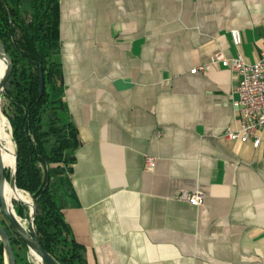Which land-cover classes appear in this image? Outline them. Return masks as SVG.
I'll use <instances>...</instances> for the list:
<instances>
[{
    "label": "crops",
    "instance_id": "1",
    "mask_svg": "<svg viewBox=\"0 0 264 264\" xmlns=\"http://www.w3.org/2000/svg\"><path fill=\"white\" fill-rule=\"evenodd\" d=\"M262 36L264 0H59L78 142L62 216L86 264H264V131L257 149L224 139L240 78L190 73L217 55L256 63Z\"/></svg>",
    "mask_w": 264,
    "mask_h": 264
},
{
    "label": "trees",
    "instance_id": "2",
    "mask_svg": "<svg viewBox=\"0 0 264 264\" xmlns=\"http://www.w3.org/2000/svg\"><path fill=\"white\" fill-rule=\"evenodd\" d=\"M58 3L59 0H0V43L12 63L1 95L8 104L9 113L4 115L17 155L15 186L34 204L33 228L42 249L58 264H86L83 249L70 238L62 216L66 200L60 177L71 172L78 142L77 130L66 119L63 104ZM13 162L5 166L7 181ZM13 207L21 221L29 219L26 202H13ZM0 223L12 248L27 249L11 227Z\"/></svg>",
    "mask_w": 264,
    "mask_h": 264
},
{
    "label": "built area",
    "instance_id": "3",
    "mask_svg": "<svg viewBox=\"0 0 264 264\" xmlns=\"http://www.w3.org/2000/svg\"><path fill=\"white\" fill-rule=\"evenodd\" d=\"M234 47L241 44L238 31L230 34ZM219 64L235 73L239 78V84L235 88L238 99L234 107L238 113V129H227L223 133L224 139L231 142L250 143L254 149L260 144V133L264 131V36H262V49L259 59L254 64H246L240 56L225 59L220 55L214 56L208 66H199L191 70V74L205 72L212 65ZM146 168L153 166V159L146 158ZM179 201L193 207H199L203 203V196L198 193L181 192L177 195Z\"/></svg>",
    "mask_w": 264,
    "mask_h": 264
},
{
    "label": "water",
    "instance_id": "4",
    "mask_svg": "<svg viewBox=\"0 0 264 264\" xmlns=\"http://www.w3.org/2000/svg\"><path fill=\"white\" fill-rule=\"evenodd\" d=\"M0 51L3 53L5 62H6V70L3 76L0 79V93L3 91L5 84L7 83L9 76L11 74L12 70V63L11 60L9 59L8 55L6 54L3 45L0 43ZM43 93V78L40 73L39 76V96H41ZM15 158V163H14V170L13 173L10 175L9 178V183L15 186V174L17 170V155L15 153L14 155ZM7 168L2 165V162L0 160V213L2 214L3 217L6 218L9 226L11 229L15 232V234L20 238V240L25 244L29 254L31 252L35 253L38 255V257L41 260L42 264H58L47 252H45L36 235L34 232L33 228V219H34V214H35V209H34V204L31 202L30 204V210H29V224L27 227V230H25L19 221H17V217L14 214V210L12 209V214H9L7 211V208L5 207V200L3 198V185L6 181L5 176H4V171ZM48 184V178L46 179V185ZM17 189V188H16ZM0 242L3 246V251H4V256L6 259L7 264H16L15 257L13 254V248L12 245L9 241L7 232L5 231V228L3 225L0 223Z\"/></svg>",
    "mask_w": 264,
    "mask_h": 264
},
{
    "label": "bare ground",
    "instance_id": "5",
    "mask_svg": "<svg viewBox=\"0 0 264 264\" xmlns=\"http://www.w3.org/2000/svg\"><path fill=\"white\" fill-rule=\"evenodd\" d=\"M5 70H6V62H5L3 53L0 51V79L3 76V74L5 73ZM0 149L2 151V156H1L0 160H1L3 166H6V165H8L14 161L13 164L9 167V172L11 175L13 173V170H14L15 148H14V143H13L12 138H11V130H10V128H8V130H7V120L4 117V115L1 113V111H0ZM2 192H3V198L5 200V207L7 208V211L9 214H12V209H13V206L11 204L12 200L18 201V200H20L21 197L27 201V203H28L27 205H28V208L30 210L31 201L28 197V194H26L20 190H17L13 186H9L6 183H4V185H3V191ZM14 214H15V212H14ZM15 216H16V214H15ZM17 221H19L21 226L25 230H27V227L29 224L28 221H27V227H26L25 223L23 224L18 217H17ZM30 254H32L34 256L33 259L36 262V264H42L41 260L37 254H35L33 252H31Z\"/></svg>",
    "mask_w": 264,
    "mask_h": 264
},
{
    "label": "rangeland",
    "instance_id": "6",
    "mask_svg": "<svg viewBox=\"0 0 264 264\" xmlns=\"http://www.w3.org/2000/svg\"><path fill=\"white\" fill-rule=\"evenodd\" d=\"M1 94H2V92L0 93V111L4 115L6 113H9V110H8V104L5 101V99L2 97ZM4 117H5V115H4ZM7 123H8V119H7ZM8 128H9V126H8ZM1 156H2V151L0 149V158H1ZM6 182L9 184V180L8 181L6 180ZM29 199L32 202V200H31L30 197H29ZM13 202H17L19 204L20 203H24V202L27 203V201L24 198H22V197L18 201L12 200V202H11L12 206H13ZM13 209H14V207H13ZM27 221L29 222V219ZM27 221L25 220V221H21V222L23 224L25 223V225L27 227ZM0 222H2L6 227H10L5 217L1 216L0 217ZM13 252H14L13 254L15 255L16 264H36V262L33 259V255L32 254H29V252H28L27 249H22L19 246H15L13 248ZM3 264H7L6 259H5V256H4V251H3Z\"/></svg>",
    "mask_w": 264,
    "mask_h": 264
}]
</instances>
